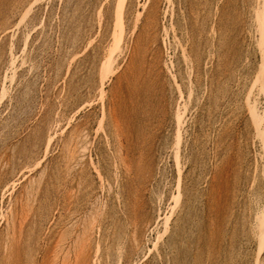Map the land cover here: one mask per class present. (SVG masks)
Here are the masks:
<instances>
[{
    "label": "rangeland",
    "instance_id": "1",
    "mask_svg": "<svg viewBox=\"0 0 264 264\" xmlns=\"http://www.w3.org/2000/svg\"><path fill=\"white\" fill-rule=\"evenodd\" d=\"M0 264H264V0H0Z\"/></svg>",
    "mask_w": 264,
    "mask_h": 264
}]
</instances>
